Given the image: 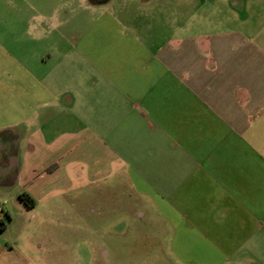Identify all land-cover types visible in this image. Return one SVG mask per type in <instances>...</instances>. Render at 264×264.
<instances>
[{
    "label": "crops",
    "instance_id": "0c3cea01",
    "mask_svg": "<svg viewBox=\"0 0 264 264\" xmlns=\"http://www.w3.org/2000/svg\"><path fill=\"white\" fill-rule=\"evenodd\" d=\"M60 6L38 52L0 49V264H264V0L134 35L90 11L64 36Z\"/></svg>",
    "mask_w": 264,
    "mask_h": 264
},
{
    "label": "rangeland",
    "instance_id": "374dc122",
    "mask_svg": "<svg viewBox=\"0 0 264 264\" xmlns=\"http://www.w3.org/2000/svg\"><path fill=\"white\" fill-rule=\"evenodd\" d=\"M71 0H0V49L11 51L14 54L19 52H38L41 49L40 44L32 42L33 35L47 32L51 28L52 6L58 4L57 14L60 15L62 26L60 32L65 35H70L73 32L70 17L75 14L77 20H90V11L93 15V20H97V26L94 32H101L102 21L106 19L116 20L120 25L116 27V32H128L131 35L149 32L151 24L165 22L168 20L170 13H174L177 20L189 22H197L200 15L207 14L210 19H214L216 15L212 0L208 4H204L206 0H110L106 3L95 5L94 8L88 7L84 9L82 6L76 8L70 4ZM85 1V0H84ZM86 2V1H85ZM108 3V4H107ZM86 3H84L85 6ZM222 4V13L225 16L229 15L230 8L225 2ZM74 7V8H73ZM188 11V13H187ZM195 14L193 17L192 14ZM56 20V19H54ZM124 22L122 23L121 21ZM57 22V21H56ZM42 24V26H41ZM192 26V25H191ZM198 27L194 25L192 28ZM97 28V29H96ZM107 32V31H104ZM113 32V29L111 30ZM59 48L68 49V41L63 39ZM0 80V100H5L8 96L7 83L5 84V76H1ZM1 116V112H0ZM2 118L0 117V122ZM5 134V132H2ZM20 155V154H19ZM4 156H6L4 154ZM21 156V155H20ZM4 158V157H3ZM5 160V159H2ZM4 162L0 161V207L10 212L16 209L15 194L18 192V186L15 179L12 182V177L7 176L4 170ZM12 178V179H11ZM24 192H19V195ZM18 195V197H19ZM3 216V213L0 214ZM128 242V239H127ZM128 244V243H127ZM129 249L127 248V255ZM145 251L142 250V259L145 258ZM145 264V263H142ZM148 264V263H147Z\"/></svg>",
    "mask_w": 264,
    "mask_h": 264
},
{
    "label": "trees",
    "instance_id": "16d2710c",
    "mask_svg": "<svg viewBox=\"0 0 264 264\" xmlns=\"http://www.w3.org/2000/svg\"><path fill=\"white\" fill-rule=\"evenodd\" d=\"M47 170H50V168ZM19 199L27 206H30L32 203V199L26 193H21L19 195ZM8 219H9L8 214L4 212L3 217L0 218V231L4 229L5 223L8 221Z\"/></svg>",
    "mask_w": 264,
    "mask_h": 264
},
{
    "label": "flooded vegetation",
    "instance_id": "af4514ba",
    "mask_svg": "<svg viewBox=\"0 0 264 264\" xmlns=\"http://www.w3.org/2000/svg\"><path fill=\"white\" fill-rule=\"evenodd\" d=\"M99 1H101V0H99Z\"/></svg>",
    "mask_w": 264,
    "mask_h": 264
}]
</instances>
